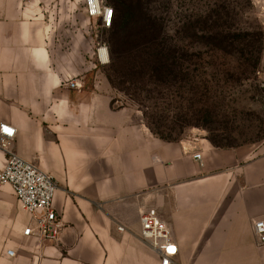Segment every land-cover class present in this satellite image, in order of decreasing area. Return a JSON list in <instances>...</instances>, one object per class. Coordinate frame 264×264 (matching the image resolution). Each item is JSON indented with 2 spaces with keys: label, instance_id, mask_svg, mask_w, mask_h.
Listing matches in <instances>:
<instances>
[{
  "label": "crops",
  "instance_id": "crops-1",
  "mask_svg": "<svg viewBox=\"0 0 264 264\" xmlns=\"http://www.w3.org/2000/svg\"><path fill=\"white\" fill-rule=\"evenodd\" d=\"M52 19L34 0H0V121L16 129L11 150L56 180L62 223L56 242L24 236L29 215L0 185V264H159L140 235L148 207L171 231L175 264H264L252 230L264 218V141L160 138L114 105L89 46L67 44Z\"/></svg>",
  "mask_w": 264,
  "mask_h": 264
},
{
  "label": "rangeland",
  "instance_id": "rangeland-1",
  "mask_svg": "<svg viewBox=\"0 0 264 264\" xmlns=\"http://www.w3.org/2000/svg\"><path fill=\"white\" fill-rule=\"evenodd\" d=\"M102 1L112 8L109 28L86 16L85 0H34L53 13L67 44L74 38L81 54L89 46L115 106L136 109L164 140L206 139L223 147L264 141L259 6L252 0ZM99 47L107 63L99 62Z\"/></svg>",
  "mask_w": 264,
  "mask_h": 264
},
{
  "label": "built area",
  "instance_id": "built-area-1",
  "mask_svg": "<svg viewBox=\"0 0 264 264\" xmlns=\"http://www.w3.org/2000/svg\"><path fill=\"white\" fill-rule=\"evenodd\" d=\"M85 13L90 19H98L104 28H109L112 24V8L104 5L102 0H85ZM97 56L101 64L108 61L102 47L97 49ZM66 85L69 88L80 87L75 79H69ZM15 130L10 123L0 121V148L5 152L4 163L0 167V185L11 186L18 206L29 215V221L22 234L33 237L38 242H56L62 231L61 216L53 204L56 180L35 163L25 160L11 150ZM192 156L196 160L201 159L199 151H194ZM139 223L140 235L159 257V264H175L177 244L157 210L154 207L142 209L139 213ZM252 230L256 243L264 246V218L255 219ZM6 254L14 256L13 249H7Z\"/></svg>",
  "mask_w": 264,
  "mask_h": 264
},
{
  "label": "trees",
  "instance_id": "trees-1",
  "mask_svg": "<svg viewBox=\"0 0 264 264\" xmlns=\"http://www.w3.org/2000/svg\"><path fill=\"white\" fill-rule=\"evenodd\" d=\"M113 24H114V22H113ZM214 146H220V147H223V146H221V145H214Z\"/></svg>",
  "mask_w": 264,
  "mask_h": 264
},
{
  "label": "bare ground",
  "instance_id": "bare-ground-1",
  "mask_svg": "<svg viewBox=\"0 0 264 264\" xmlns=\"http://www.w3.org/2000/svg\"><path fill=\"white\" fill-rule=\"evenodd\" d=\"M108 61H105V63H107Z\"/></svg>",
  "mask_w": 264,
  "mask_h": 264
}]
</instances>
